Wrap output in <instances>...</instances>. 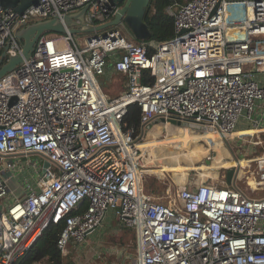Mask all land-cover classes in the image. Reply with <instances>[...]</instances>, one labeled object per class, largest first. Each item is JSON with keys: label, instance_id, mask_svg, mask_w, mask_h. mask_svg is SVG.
Segmentation results:
<instances>
[{"label": "built area", "instance_id": "obj_1", "mask_svg": "<svg viewBox=\"0 0 264 264\" xmlns=\"http://www.w3.org/2000/svg\"><path fill=\"white\" fill-rule=\"evenodd\" d=\"M118 8L112 0H37L22 12L0 4L6 60L22 54L16 33L27 24L54 17L65 28L41 34L31 55L0 77V264H12L61 219L64 258L108 216L135 235L131 257L126 249L100 253L110 264L122 255L129 264H264V195H248L234 172L229 185L191 178L169 198L153 197L144 189L148 160L140 147L160 118L209 127L225 142L241 117L264 130V0L168 5L174 36L141 43L122 25L80 30L86 34L77 41L64 19L83 10L81 21L96 26ZM110 62L127 76V89L114 98L98 78ZM145 70L151 83L142 82ZM130 103L140 107L138 129L123 120ZM258 138L253 147L262 149L246 166L254 164L264 185ZM28 154L50 164L31 163L11 185L16 163L8 158ZM96 252L84 264H94Z\"/></svg>", "mask_w": 264, "mask_h": 264}, {"label": "rangeland", "instance_id": "obj_2", "mask_svg": "<svg viewBox=\"0 0 264 264\" xmlns=\"http://www.w3.org/2000/svg\"><path fill=\"white\" fill-rule=\"evenodd\" d=\"M86 33H81L77 34L74 33L73 36L77 41H81L82 37ZM99 78V85L102 89V92L105 94L107 98H110L116 92L119 90V82L117 84V77L111 78L110 76L107 75H101L98 77ZM116 79L114 82L110 83V80ZM115 95V94H114ZM165 121H159L157 124L163 125ZM189 121H184L183 124H175L174 126L176 128L182 127L185 125H188L190 127H197L201 128L204 130L210 129L209 127H199L197 125L193 124H188ZM248 120L246 118L241 117L237 123V127H244L248 125ZM166 125V124H164ZM163 125V126H164ZM164 126L161 130V138L157 136V141L153 143L148 150L150 151V154L153 155L154 161H148V167L151 169L150 173L148 172L144 178V189L146 192L151 194L153 197H158V196H164L169 198L170 195H174L175 190L178 187V183L175 182V180L172 177V173L174 174L176 171L180 168V165L183 164L184 166L188 167H193V169H189L188 171V177L191 178H199L201 181L205 180L199 176V166L202 165L203 163H206L204 161L205 158H201L200 160H192L189 161L191 151H195V148L192 146L187 145L184 142L183 146H179L176 144L174 141L176 139V136L172 133L169 132ZM146 129H150V127H146ZM168 134V135H166ZM166 136V137H165ZM264 135L260 134V139L263 140ZM146 139V138H145ZM144 139V140H145ZM259 138L256 136H250V135H244L243 137H237L230 135L227 141L224 142V148L228 152V155L225 156V159H233L238 157L240 159L246 158L248 159L249 157H253L254 155L258 154L260 152L261 145H257L253 147L252 141H257ZM171 141V143H170ZM173 142V143H172ZM143 143V141H142ZM255 149V150H254ZM184 155V156H183ZM213 155V154H211ZM210 155V156H211ZM147 160H149V153L147 152L146 154ZM9 160L12 159L13 162L16 163V168L14 169V174L15 177L13 181L11 182V185H14L16 182L22 181V177L26 174H29L32 170L33 167L31 163L36 162L38 164H43V159L40 155L37 154H28L26 156H14V158H8ZM176 160V161H175ZM213 161L212 159L210 160L209 164H211ZM208 164V163H207ZM157 165H162L164 168L168 171L171 170V172L166 173L165 175H162L159 172L152 171L153 168L157 167ZM229 167H223L219 169V176H218V181L222 180L226 176V170ZM21 168L20 173L19 172ZM241 169L246 172V176H242L241 174ZM234 170H236V174H238V179H237V185L243 189L248 195L252 197H257L264 195V185H258L256 184V188H254L255 185V177L253 179V182L248 185L247 184V177L251 175H255V170H254V164H251V166H245V168L240 167H235ZM17 171V172H16ZM160 177V178H159ZM165 177V178H163ZM16 178L18 180H16ZM214 178V177H210ZM244 178V179H243ZM213 179H209L208 181L212 182ZM247 180V181H246ZM220 184L224 185V182H218ZM155 188V189H154ZM108 216L106 220L104 221V224L101 225L99 228H97L93 233L89 234L86 238L87 239H95L93 241V244H90L91 249L94 251L96 250L97 252L95 253L93 263L94 264H106L107 259L103 258L100 256V253H106L109 256L113 257V253L115 252H120L122 249H126V251L129 253V256L134 254L133 251V245L135 242V235L132 229L123 227L120 225V223L116 220V218ZM110 234L114 235L116 237V240H110ZM89 247L84 245L81 246L80 249L75 250L76 248H71L69 249V252L65 255L64 257V264H69L70 261L74 262L77 264V261L73 258L75 256L80 257V258H87V249ZM75 254V255H74ZM124 255L122 256H116L114 260L112 261V264H124L128 263L129 264V259L124 260L123 259ZM111 258V257H110ZM111 261V259L109 260ZM83 263H86L84 260Z\"/></svg>", "mask_w": 264, "mask_h": 264}, {"label": "water", "instance_id": "obj_3", "mask_svg": "<svg viewBox=\"0 0 264 264\" xmlns=\"http://www.w3.org/2000/svg\"><path fill=\"white\" fill-rule=\"evenodd\" d=\"M114 4L119 5L118 11L115 13L114 17L102 24L92 26L85 24L84 21H81V14L83 10L74 14H67L64 19L65 23L70 26V33H75L80 30L83 31H94L106 28L108 26L122 25L127 29L128 32L136 39L147 40L151 36V32L144 21V15L146 9L150 3V0H112ZM37 0H0V4L3 7H10L18 12H22L31 4H36ZM219 3L213 8V11L217 8ZM78 19L80 24H84V29H79L78 27H73L77 24ZM65 31L63 24L56 18H48L43 20H38L32 23L27 24L26 26L19 29L16 33L17 38L22 41V54H17L14 56H9L8 59H5V51H0V77L4 75L7 71L12 70L17 64L27 59L31 52L33 51L34 44L38 37L46 32H59L62 33ZM163 118L156 119L153 123L163 121ZM167 120L172 124H181V120H176L175 118L168 117ZM48 160H44L42 167L43 170L49 165ZM235 170L233 168H228L226 170L225 180L229 185L232 183V178L234 176ZM69 264H75L74 262H69Z\"/></svg>", "mask_w": 264, "mask_h": 264}, {"label": "trees", "instance_id": "obj_4", "mask_svg": "<svg viewBox=\"0 0 264 264\" xmlns=\"http://www.w3.org/2000/svg\"><path fill=\"white\" fill-rule=\"evenodd\" d=\"M185 0H150L144 15V21L147 24L151 36L147 40L136 39L135 42L162 41L174 36V19L167 6L174 3H183ZM149 50L152 48L149 46ZM142 82L151 83L152 78L148 71L142 74ZM118 97V96H117ZM124 122L128 125H135L136 129L140 125V107L137 103H130L123 117ZM155 189V188H154ZM86 202L82 203L75 211H81L86 207ZM64 226V220L61 219L56 223H49L43 230L37 240L25 251V253L17 258L12 264H62L64 258L60 249L57 247V238ZM110 240H116V237L110 234Z\"/></svg>", "mask_w": 264, "mask_h": 264}, {"label": "bare ground", "instance_id": "obj_5", "mask_svg": "<svg viewBox=\"0 0 264 264\" xmlns=\"http://www.w3.org/2000/svg\"><path fill=\"white\" fill-rule=\"evenodd\" d=\"M162 128H164V126L161 124H157V123L152 124L150 126V129H147V132L145 135L146 139L143 141V143L140 144V147L145 148L147 152L150 154L148 148H150V146L157 141L158 139L157 136L161 137L160 134H161ZM166 129L169 132H172L177 138L182 139L187 145L195 148V151H191L189 161L200 160L201 158H205L204 161H206V163H203L198 168L200 171L199 176L202 178V180L206 177L207 178H210V177L217 178L219 176V169L221 167L223 168V167H229V166H232V167L241 166L242 168H245V166L247 165L249 161L246 158L242 159V160H245L243 162H241L240 158H239V161H236L233 159H225V156L228 155V152L224 148L225 141L221 139V137L219 136L217 132H214L212 130H204L201 128L190 127L188 125L176 128L175 126H172L171 123L166 124ZM231 135L234 136L235 131ZM182 140L177 139V141H181L180 143H178V145L180 146L184 145V142ZM211 159L213 162L209 164ZM148 161L149 162L154 161L150 155H149ZM147 169H148V172L150 173L151 169L149 167H147ZM189 169H193V167H188V166H184L183 164H181L180 168L174 174H172V177L175 180V182H177L179 185H182L187 180H189L190 178L188 177V172L190 171ZM152 171L159 172L162 175L166 176V173L162 172V165H157V167L153 168ZM240 171L242 174L243 169H241ZM168 172H171V170ZM245 174L246 172H244L242 176H246ZM246 179L248 180V181L246 180L247 184L250 185L253 182L254 177L253 175H251V176H248ZM256 184L257 182L255 183L253 189L256 188Z\"/></svg>", "mask_w": 264, "mask_h": 264}, {"label": "crops", "instance_id": "obj_6", "mask_svg": "<svg viewBox=\"0 0 264 264\" xmlns=\"http://www.w3.org/2000/svg\"><path fill=\"white\" fill-rule=\"evenodd\" d=\"M103 75H107V76H110V79L111 78H115V77H117L116 79L118 80H116V79H113V80H110V83L111 82H114L115 80L117 81V84H118V82H119V90H117L116 92H114V94L112 95V96H110V98H114V97H117V96H119V95H121V93L123 92V91H125L126 89H127V76L124 74V73H122L121 71H118V70H116V69H113V67H112V64H111V62H110V64H108V66H107V69H106V73H104ZM258 114V113H257ZM262 115L261 114H258V118H260ZM263 118H264V116H263ZM262 122V121H261ZM154 124V123H153ZM261 124V123H260ZM164 125V124H163ZM164 126H166V125H164ZM173 126V125H172ZM166 128V127H165ZM261 128H264V123H262V127ZM260 134H263L264 135V130H261V129H259L258 127H253L252 125H251V123H249L248 125H246V126H244V127H237V129H236V131H235V135H250V136H256V137H260ZM168 135V134H167ZM146 138V137H145ZM159 138H161V137H159ZM177 139L178 140H182V139H180V138H177L176 137V139L174 140L175 142H176V144H178V143H180L181 141H177ZM144 141V140H143ZM183 141V140H182ZM184 142V141H183ZM170 143H171V141H170ZM173 143V142H172ZM180 146V145H179ZM150 152V151H149ZM150 156H151V158L152 159H156V157H154L153 158V155L152 154H149ZM243 161H245V160H242L241 159V162H243ZM231 168H235V167H231ZM175 171H177V170H175ZM236 171V170H235ZM162 172L163 173H168V170H166L165 168H164V166H162ZM244 172L245 171H243V173H242V175L244 174ZM173 174V173H172ZM255 177V176H254ZM160 178V177H159ZM165 178V177H164ZM209 179H213L212 180V182H214V183H218V182H221V181H223L224 183L226 182V180H225V178H223L222 180H220V181H218V177L217 178H209ZM209 182H211V181H209ZM112 218V217H111ZM114 218V217H113ZM95 239H86V241L81 245V246H83L84 245V248H85V246H88L89 248L87 249V254H88V256H87V258H80V257H77V256H75V257H73L76 261H77V264H84L83 263V261L84 260H87L91 255H93V253H94V250L93 249H91V246H89L90 244H93V241H94ZM81 246L79 245L78 247H76V249L75 250H77V249H80L81 248ZM80 247V248H79ZM75 255V254H74ZM113 260H111V263H113L112 262ZM106 264H110L109 262H107Z\"/></svg>", "mask_w": 264, "mask_h": 264}, {"label": "flooded vegetation", "instance_id": "obj_7", "mask_svg": "<svg viewBox=\"0 0 264 264\" xmlns=\"http://www.w3.org/2000/svg\"><path fill=\"white\" fill-rule=\"evenodd\" d=\"M222 168V167H221Z\"/></svg>", "mask_w": 264, "mask_h": 264}]
</instances>
